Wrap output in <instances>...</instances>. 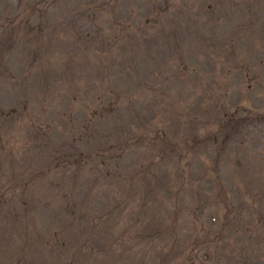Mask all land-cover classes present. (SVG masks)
Segmentation results:
<instances>
[{
    "label": "rangeland",
    "instance_id": "374dc122",
    "mask_svg": "<svg viewBox=\"0 0 264 264\" xmlns=\"http://www.w3.org/2000/svg\"><path fill=\"white\" fill-rule=\"evenodd\" d=\"M0 264H264V0H0Z\"/></svg>",
    "mask_w": 264,
    "mask_h": 264
}]
</instances>
